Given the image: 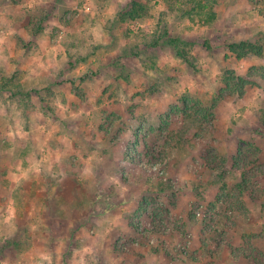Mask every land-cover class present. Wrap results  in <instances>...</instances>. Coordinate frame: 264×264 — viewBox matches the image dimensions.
Listing matches in <instances>:
<instances>
[{"label":"clouds","instance_id":"9594fccd","mask_svg":"<svg viewBox=\"0 0 264 264\" xmlns=\"http://www.w3.org/2000/svg\"><path fill=\"white\" fill-rule=\"evenodd\" d=\"M0 264H264V0H0Z\"/></svg>","mask_w":264,"mask_h":264}]
</instances>
